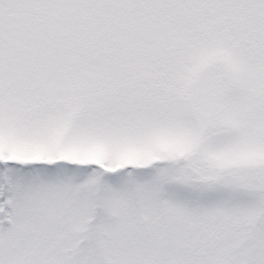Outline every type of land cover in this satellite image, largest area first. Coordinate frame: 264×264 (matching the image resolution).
<instances>
[{
    "label": "snow or ice",
    "instance_id": "6c2138e0",
    "mask_svg": "<svg viewBox=\"0 0 264 264\" xmlns=\"http://www.w3.org/2000/svg\"><path fill=\"white\" fill-rule=\"evenodd\" d=\"M0 264H264V0H0Z\"/></svg>",
    "mask_w": 264,
    "mask_h": 264
}]
</instances>
